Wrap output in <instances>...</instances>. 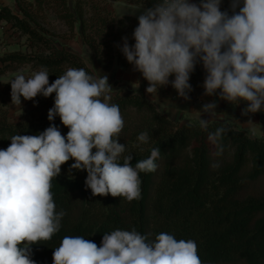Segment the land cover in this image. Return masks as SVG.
Masks as SVG:
<instances>
[{
	"label": "clouds",
	"instance_id": "clouds-1",
	"mask_svg": "<svg viewBox=\"0 0 264 264\" xmlns=\"http://www.w3.org/2000/svg\"><path fill=\"white\" fill-rule=\"evenodd\" d=\"M155 0L137 15L135 43L123 37L121 51L128 63L148 82L146 92L158 94L171 87L179 98L191 99V74L197 64L205 72V96H216L233 106H247L241 115L264 111V0ZM174 77V79H169ZM11 102L21 105L38 95L55 93L49 121L56 116L69 129L67 135L54 124L37 135H14L6 149H0V264H36L31 245L47 241L61 227L65 211H56L51 180L70 159V168L86 170L85 185L94 196H123L139 199L141 172H154L159 148L133 166L119 142L124 119L118 105L110 103L112 86L107 75L94 77L83 68H68L49 84L44 67L26 76L15 74ZM215 100L205 103L199 127L207 131L217 115ZM206 113L211 119L201 118ZM248 122H251L249 120ZM221 125L208 133L216 145V156L224 151ZM147 131L137 145L149 143ZM95 149V151H93ZM123 160L121 164L120 161ZM214 168L219 164H214ZM53 264H202L194 240H177L161 232L154 241L132 230L116 229L104 234L101 246L83 236H65L52 255Z\"/></svg>",
	"mask_w": 264,
	"mask_h": 264
},
{
	"label": "trees",
	"instance_id": "trees-1",
	"mask_svg": "<svg viewBox=\"0 0 264 264\" xmlns=\"http://www.w3.org/2000/svg\"><path fill=\"white\" fill-rule=\"evenodd\" d=\"M115 1L132 2L144 8L155 3V0H74L71 7L67 0H16L17 12L3 6L0 24L20 31L34 50L0 55V75L30 62L35 69L48 70L49 84L68 68H83L96 77L79 55L53 44L39 20H47V10H52L65 24L70 38L79 25L83 43L102 69L133 66L121 47L123 37L128 38L130 45L135 43L132 34L138 19L130 14L116 16L110 7ZM228 7L229 0H222L221 10ZM204 77L202 65L197 64L189 81L192 94L203 92ZM144 87H148L146 80ZM42 98L46 110L32 120L10 123L6 110L0 111V149H6L14 135H37L53 124L62 135H67L69 129L59 116L53 121L48 119L55 93ZM109 102L120 108L124 127L119 142L126 145L125 155L133 156V166L150 156L152 148H159L158 167L154 172L139 174L140 198L128 201L126 197L110 194L94 196L85 185L87 171L71 169L75 162L71 159L63 164L60 174L51 180L50 191L56 211L63 210L66 214L50 240L31 245V258L36 264H53V251L65 236H83L101 246L104 234L133 228L147 235L149 242L161 232L177 240H194L202 264H264V138L252 137L229 121H210L207 131L199 123L180 124L137 93H111ZM240 104L247 106L244 101ZM221 125H226L229 131L221 141L223 154L216 156V145L207 137ZM144 131L150 140L141 145L144 148L141 152L136 147L137 137ZM214 164L219 167L214 168Z\"/></svg>",
	"mask_w": 264,
	"mask_h": 264
},
{
	"label": "rangeland",
	"instance_id": "rangeland-1",
	"mask_svg": "<svg viewBox=\"0 0 264 264\" xmlns=\"http://www.w3.org/2000/svg\"><path fill=\"white\" fill-rule=\"evenodd\" d=\"M27 1L32 2L34 0ZM67 1L68 4L73 7L74 0ZM196 2H198V0H196ZM110 7L118 17L124 14L137 16L144 8L138 4L123 1L113 2L110 4ZM12 10L14 12L18 11L15 8ZM46 15V21H42V19L39 20L46 27L53 44L58 48H64L79 55L92 69L96 77L107 75L108 82L113 88L111 93L120 92L121 95L130 93L140 94L150 99L164 115L180 124L185 122L198 123L200 118L198 110H200L205 103L215 100L218 104L216 109L217 115L211 121L230 120L235 121L238 125L243 126L245 124L246 117L241 115V111L244 108L243 105L239 104L238 106H233L224 100H220L218 99V93L216 96H205L204 90L199 95L190 93L191 99L185 101L183 98L177 96L176 91L171 85H168L167 87L160 88L157 95H150L146 92V88L144 87L145 79L134 67L123 68L119 65H115L108 71L102 69L96 62L90 48L83 43L78 24L75 26L74 36L70 38L65 24L56 17L52 10H47ZM33 50L26 36L22 35L20 31L13 29L10 25L4 23L0 24V55L13 51L32 53ZM21 70H23L26 76H31L33 72L39 71L29 62L19 65L16 69H9L0 75V111L6 110L7 119L10 123H16L21 120H32L46 110L42 104V95H38L33 100H24V98L21 97V105L12 104L11 85L9 82L14 79L15 74ZM117 88H120V90ZM121 92H123V94ZM256 117H259V121L257 120L254 123L251 128L252 131L255 130L254 127L261 126L264 128V111L259 112ZM201 118L211 119L212 117L203 113ZM248 135L251 136L250 132H248Z\"/></svg>",
	"mask_w": 264,
	"mask_h": 264
},
{
	"label": "crops",
	"instance_id": "crops-1",
	"mask_svg": "<svg viewBox=\"0 0 264 264\" xmlns=\"http://www.w3.org/2000/svg\"><path fill=\"white\" fill-rule=\"evenodd\" d=\"M115 2H118V1H115ZM112 3L113 2H111V4ZM0 5H2V6H8L11 9H14L15 8L16 10H18V6H17V3H16V0H0ZM130 67H134V66H130ZM120 88H117V89L120 90ZM121 93L123 94V92H121ZM256 116H258V114H255L253 116H247L246 117V122H245V124L243 126L242 125H238L235 121H230V120H220V121H229L232 124H234L236 127L245 130L247 133L250 132V134H251L252 137H262V138H264V128H262L260 126V127H256V128L254 127V129H255L254 131H252V129H251L253 127L254 123L259 118V117H256ZM249 120H251V122H248Z\"/></svg>",
	"mask_w": 264,
	"mask_h": 264
},
{
	"label": "built area",
	"instance_id": "built-area-1",
	"mask_svg": "<svg viewBox=\"0 0 264 264\" xmlns=\"http://www.w3.org/2000/svg\"><path fill=\"white\" fill-rule=\"evenodd\" d=\"M2 7H3V6H2V5H0V11H1Z\"/></svg>",
	"mask_w": 264,
	"mask_h": 264
}]
</instances>
